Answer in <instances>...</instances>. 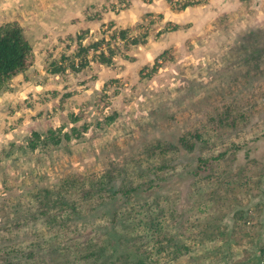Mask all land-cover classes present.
<instances>
[{"label":"rangeland","instance_id":"obj_1","mask_svg":"<svg viewBox=\"0 0 264 264\" xmlns=\"http://www.w3.org/2000/svg\"><path fill=\"white\" fill-rule=\"evenodd\" d=\"M12 21L34 61L0 92V257L25 255L13 239L37 232L56 208L70 214L63 228L72 237L54 252L74 256L117 207L125 238L144 240L157 264H259L264 0H0V24ZM220 95L229 127L213 129L207 114ZM234 102L245 122L231 126ZM197 129L213 146L207 154L233 140L248 142V157L195 175L200 148L186 146ZM110 179L138 190L157 183L138 207L159 223L154 237L133 227L127 200L82 202L83 189ZM165 234L183 246L154 241Z\"/></svg>","mask_w":264,"mask_h":264},{"label":"trees","instance_id":"obj_2","mask_svg":"<svg viewBox=\"0 0 264 264\" xmlns=\"http://www.w3.org/2000/svg\"><path fill=\"white\" fill-rule=\"evenodd\" d=\"M123 31L126 32V30ZM123 35L124 33H122V37ZM33 61L34 53L32 46L25 37L21 26L15 21L0 24V92L5 88L10 79L26 71L32 65ZM212 107L214 116L212 117L210 114H207L209 117L208 125L213 126V129H220L225 126L229 127L228 120L224 122V125H220V123L230 114V104L228 103L225 105L224 97L220 95L217 99L213 100ZM231 107L238 116L231 118L229 122L230 125H235V121L237 124H239V122L244 124L245 115L237 111L240 106L234 102L231 104ZM200 127L204 128L203 122L200 124ZM190 138L192 142L186 146V152H194L200 148V151L195 155V162L197 165L194 171L195 175L214 171V167L217 168L216 170H222L220 168L223 167H220V164H217V162L221 159L225 160L226 156H237L243 153L245 158L248 157V153L244 151L247 149L246 147L248 145V142L245 141L234 142L230 140L229 147L207 154L205 151L213 146H205L209 140L207 138L203 139L204 137L199 129L195 132H191L189 134V139ZM224 170L225 168H223V172ZM122 184L123 183L118 184L113 179H110L104 184H94L91 188H85L82 190L81 194L82 202L84 204L88 201L98 203L104 202L108 205L113 204L112 201L115 200H127L135 214L129 217V219L134 220L133 227L137 230L140 229L145 237H147L148 232L151 233V237H154L159 223L152 220H149V223L143 221L140 217L142 211L138 210V207L143 202L144 195L150 192L153 187L157 186V183H143L144 187H142L141 190H138L137 187ZM130 185L133 184L130 183ZM139 193L141 194L138 195ZM58 209L60 208L53 209L44 216L45 224H42L37 232H32L30 235H23V237L18 236L13 239L12 245L20 250L27 251L25 255L19 257L4 253L5 256L0 257V264H38L41 261H43L44 264H107L110 259H116L120 262H129L130 264H157L158 259L152 257L153 252L146 247H141L143 243H145L144 240L138 238V242H133L125 238L127 232L118 224L123 218L119 215L117 207L112 208L111 212L106 211V213L109 214L104 221L106 230L97 238H85L82 243V248L78 250L74 256L70 249L64 253L54 252L56 251V245L72 237L69 235L70 233L67 227L63 228V225L67 222L66 219L70 218V214L66 213L64 210ZM136 218L140 220L136 221ZM60 227L63 229L56 230ZM58 231H63L64 237L61 236L54 244L49 245L47 237L50 235V238L54 235L58 236ZM34 234L45 235V238L41 241L34 240L31 236ZM22 239L26 241L27 245L25 244L20 247L19 244ZM149 239L151 238H147L146 240L148 241ZM163 239L167 240L166 242L168 245L171 244V250L174 252L178 251V249L183 246L178 242L171 243V239L166 234L163 235L162 238H157L154 241H161ZM158 250H160V248L155 249V251ZM41 251L51 252L44 255L43 258L35 255V253ZM71 257H73V259H71ZM112 262L116 261L113 260Z\"/></svg>","mask_w":264,"mask_h":264},{"label":"built area","instance_id":"obj_3","mask_svg":"<svg viewBox=\"0 0 264 264\" xmlns=\"http://www.w3.org/2000/svg\"><path fill=\"white\" fill-rule=\"evenodd\" d=\"M259 264H264V250L261 252L259 257Z\"/></svg>","mask_w":264,"mask_h":264},{"label":"crops","instance_id":"obj_4","mask_svg":"<svg viewBox=\"0 0 264 264\" xmlns=\"http://www.w3.org/2000/svg\"><path fill=\"white\" fill-rule=\"evenodd\" d=\"M192 9V8H191ZM204 9V8H203ZM207 9V8H206ZM208 10V9H207ZM188 12H189V10H188Z\"/></svg>","mask_w":264,"mask_h":264}]
</instances>
